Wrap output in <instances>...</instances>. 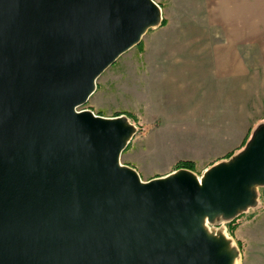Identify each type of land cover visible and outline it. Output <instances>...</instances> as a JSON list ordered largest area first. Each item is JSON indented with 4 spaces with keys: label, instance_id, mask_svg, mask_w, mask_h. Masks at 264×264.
Masks as SVG:
<instances>
[{
    "label": "water",
    "instance_id": "1",
    "mask_svg": "<svg viewBox=\"0 0 264 264\" xmlns=\"http://www.w3.org/2000/svg\"><path fill=\"white\" fill-rule=\"evenodd\" d=\"M161 20L152 0H0V264H234L205 223L255 205L264 124L197 179L141 181L123 117L77 111Z\"/></svg>",
    "mask_w": 264,
    "mask_h": 264
},
{
    "label": "rangeland",
    "instance_id": "2",
    "mask_svg": "<svg viewBox=\"0 0 264 264\" xmlns=\"http://www.w3.org/2000/svg\"><path fill=\"white\" fill-rule=\"evenodd\" d=\"M152 1L160 23L104 70L77 111L123 117L134 127L119 162L141 181L179 170L200 179L241 152L264 124V68L247 75L241 90L234 80L208 72L204 60L211 41H221L226 32L219 24V0ZM259 35L264 37V25ZM258 48L264 51V42ZM183 162L192 168H177ZM255 192V205L233 218V231L231 220L221 217L205 223L208 233H221L237 250L234 264H264V187Z\"/></svg>",
    "mask_w": 264,
    "mask_h": 264
},
{
    "label": "crops",
    "instance_id": "3",
    "mask_svg": "<svg viewBox=\"0 0 264 264\" xmlns=\"http://www.w3.org/2000/svg\"><path fill=\"white\" fill-rule=\"evenodd\" d=\"M219 6V24L226 31L221 39L224 43L211 41L204 63L209 73L234 80L241 90L239 84L243 85L247 75L258 71L259 66L264 68V51L258 48L260 41L264 42L259 35V27L264 25V0H219Z\"/></svg>",
    "mask_w": 264,
    "mask_h": 264
},
{
    "label": "trees",
    "instance_id": "4",
    "mask_svg": "<svg viewBox=\"0 0 264 264\" xmlns=\"http://www.w3.org/2000/svg\"><path fill=\"white\" fill-rule=\"evenodd\" d=\"M177 168H189V169H191L192 168V163H190V162H183V163L178 164ZM262 187H264V186H262ZM236 226L237 225L234 223V220L231 219L230 224H229V227H228L229 230L230 231H233L236 228Z\"/></svg>",
    "mask_w": 264,
    "mask_h": 264
}]
</instances>
